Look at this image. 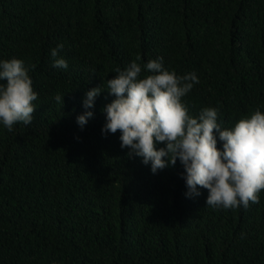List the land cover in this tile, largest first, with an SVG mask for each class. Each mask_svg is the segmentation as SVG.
Here are the masks:
<instances>
[{
	"label": "trees",
	"instance_id": "16d2710c",
	"mask_svg": "<svg viewBox=\"0 0 264 264\" xmlns=\"http://www.w3.org/2000/svg\"><path fill=\"white\" fill-rule=\"evenodd\" d=\"M158 56L198 75L190 114L264 111V0H0V59L24 60L39 94L30 125H0V264H264V190L247 208L187 198L179 161L153 174L102 134L107 90L77 124L87 90Z\"/></svg>",
	"mask_w": 264,
	"mask_h": 264
},
{
	"label": "clouds",
	"instance_id": "9594fccd",
	"mask_svg": "<svg viewBox=\"0 0 264 264\" xmlns=\"http://www.w3.org/2000/svg\"><path fill=\"white\" fill-rule=\"evenodd\" d=\"M63 47L57 44L50 55L54 68L67 70L68 61L60 55ZM30 70L22 59H0V125L9 132L18 123L30 125L35 118L33 102L39 94ZM142 70L147 73L143 77ZM198 83L195 72L170 71L162 56L144 64L133 60L115 69L106 89L98 85L86 91L85 111L77 116V124L83 130L94 116L96 98L107 90L114 99L101 109L105 114L102 134L119 130L120 147L128 149L129 157L142 158L153 174L179 161L185 196L195 198L207 189L208 207L236 209L259 203L264 190V111L257 107L231 127L219 120L217 107H204L192 115L182 98ZM63 96L57 94L54 99L63 105Z\"/></svg>",
	"mask_w": 264,
	"mask_h": 264
}]
</instances>
